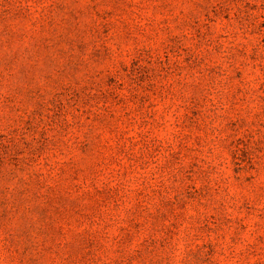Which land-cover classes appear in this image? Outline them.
Here are the masks:
<instances>
[{
  "label": "rangeland",
  "instance_id": "rangeland-1",
  "mask_svg": "<svg viewBox=\"0 0 264 264\" xmlns=\"http://www.w3.org/2000/svg\"><path fill=\"white\" fill-rule=\"evenodd\" d=\"M0 264H264V0H0Z\"/></svg>",
  "mask_w": 264,
  "mask_h": 264
}]
</instances>
